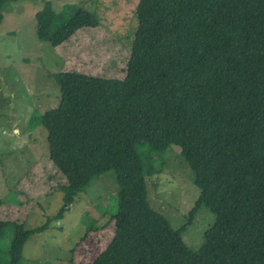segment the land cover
<instances>
[{
	"label": "trees",
	"instance_id": "obj_1",
	"mask_svg": "<svg viewBox=\"0 0 264 264\" xmlns=\"http://www.w3.org/2000/svg\"><path fill=\"white\" fill-rule=\"evenodd\" d=\"M8 1L19 0H0V22ZM134 14L124 78L51 75L59 104L39 124L65 179L51 219L113 171V235L92 264H264V0H138ZM35 21L37 40L54 47L100 20L85 6L57 13L45 3ZM172 147L198 189L176 229L150 206L146 186ZM202 208L213 223L192 250L182 233ZM48 222L11 225L7 264H21L25 242Z\"/></svg>",
	"mask_w": 264,
	"mask_h": 264
},
{
	"label": "rangeland",
	"instance_id": "obj_2",
	"mask_svg": "<svg viewBox=\"0 0 264 264\" xmlns=\"http://www.w3.org/2000/svg\"><path fill=\"white\" fill-rule=\"evenodd\" d=\"M138 0H19L1 9L0 22V264L8 263L11 225L47 227L24 244L21 264H92L110 242L117 210L113 171L96 176L74 199L63 218H51L61 206L64 177L48 159L46 132L39 117L59 104L60 90L52 74L74 71L109 79L125 77L136 30ZM45 3L54 12L64 6H85L99 17V26L82 29L59 46L39 42L35 14ZM159 157L163 172L147 179L150 206L176 229L197 199L198 189L179 148ZM84 220V221H83ZM213 216L202 208L182 233L192 250Z\"/></svg>",
	"mask_w": 264,
	"mask_h": 264
},
{
	"label": "clouds",
	"instance_id": "obj_3",
	"mask_svg": "<svg viewBox=\"0 0 264 264\" xmlns=\"http://www.w3.org/2000/svg\"><path fill=\"white\" fill-rule=\"evenodd\" d=\"M61 45V44H60ZM59 46V45H58Z\"/></svg>",
	"mask_w": 264,
	"mask_h": 264
}]
</instances>
